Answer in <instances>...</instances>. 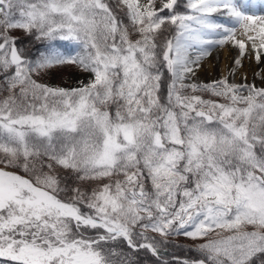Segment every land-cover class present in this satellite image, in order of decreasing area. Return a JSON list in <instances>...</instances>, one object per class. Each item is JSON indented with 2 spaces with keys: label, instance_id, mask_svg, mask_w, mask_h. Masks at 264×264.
Returning a JSON list of instances; mask_svg holds the SVG:
<instances>
[{
  "label": "snow or ice",
  "instance_id": "obj_1",
  "mask_svg": "<svg viewBox=\"0 0 264 264\" xmlns=\"http://www.w3.org/2000/svg\"><path fill=\"white\" fill-rule=\"evenodd\" d=\"M142 257L264 264V0H0V264Z\"/></svg>",
  "mask_w": 264,
  "mask_h": 264
},
{
  "label": "rangeland",
  "instance_id": "obj_2",
  "mask_svg": "<svg viewBox=\"0 0 264 264\" xmlns=\"http://www.w3.org/2000/svg\"><path fill=\"white\" fill-rule=\"evenodd\" d=\"M65 48L71 50L74 46L69 44L68 42L64 45ZM226 53V54H225ZM235 55L234 50H230L228 47L219 49L218 51H214L212 56L209 58L208 62L205 63V69L211 68L210 70H202L199 73V78L201 81L207 82L210 80H214L220 77L221 73V60L223 61L225 67L230 66V61L232 57ZM223 57V58H222ZM245 70L248 72L249 81L252 80V74L255 71H258V68L255 64L246 63ZM77 79H84L79 73H76L72 70L53 72L44 78V82L50 83L53 85H60L63 87H71L75 86Z\"/></svg>",
  "mask_w": 264,
  "mask_h": 264
},
{
  "label": "trees",
  "instance_id": "obj_3",
  "mask_svg": "<svg viewBox=\"0 0 264 264\" xmlns=\"http://www.w3.org/2000/svg\"><path fill=\"white\" fill-rule=\"evenodd\" d=\"M66 43H67V42H60V44H61L62 46H64ZM174 255H176V256H181V257L189 256L190 253H189L188 250H187V244L185 243V245H184V250H183V251H181V250L178 249V250L175 251ZM142 259L144 260L145 264H148L149 257H142Z\"/></svg>",
  "mask_w": 264,
  "mask_h": 264
},
{
  "label": "bare ground",
  "instance_id": "obj_4",
  "mask_svg": "<svg viewBox=\"0 0 264 264\" xmlns=\"http://www.w3.org/2000/svg\"><path fill=\"white\" fill-rule=\"evenodd\" d=\"M226 54V53H225ZM223 58V57H222ZM220 65H221V69H224V67H225V65H224V63H223V61L221 60V63H220ZM211 68L209 67V68H207V69H205V70H210ZM220 73H221V70L219 71Z\"/></svg>",
  "mask_w": 264,
  "mask_h": 264
}]
</instances>
